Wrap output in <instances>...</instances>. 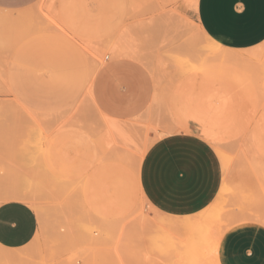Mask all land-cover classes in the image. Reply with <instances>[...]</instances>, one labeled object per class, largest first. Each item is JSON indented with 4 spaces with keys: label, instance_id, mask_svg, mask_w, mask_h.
Here are the masks:
<instances>
[{
    "label": "rangeland",
    "instance_id": "1",
    "mask_svg": "<svg viewBox=\"0 0 264 264\" xmlns=\"http://www.w3.org/2000/svg\"><path fill=\"white\" fill-rule=\"evenodd\" d=\"M195 6L196 0H35L25 5H0V33L5 39L0 37V67L4 68H0V74L4 73L0 77V82L4 81L3 88L0 83V193L30 196L33 192L36 206L30 200H15L27 203L38 221L35 236L26 246H0V254L21 253L20 262L13 264H173L185 247L179 245L186 242L193 246L191 252L206 259L198 263L216 264L217 245L212 246L216 239L211 238L218 240L240 223L264 227V177L249 165L255 148L264 145L253 140L261 134L264 123V42L243 51L215 45L207 48L206 37L200 31L197 34ZM3 28L7 29V39ZM129 39L134 43L126 42ZM113 42L137 50L139 58L114 56L109 50ZM196 47L205 48L200 52L202 57L195 52ZM232 55L239 60H223ZM70 57L75 58L76 74L73 83L60 87L61 68ZM119 58L141 64L154 87L151 103L141 115L117 120L129 135L126 144L117 133L116 137L111 134V121L102 116L91 94L98 68ZM225 65L232 67L229 71L236 68L242 74L234 72L230 77L223 70ZM240 76L244 82L238 80ZM233 79L239 84H233ZM189 83L193 88L187 86ZM201 83L213 93L204 90ZM206 90L213 103L224 93L226 103L231 99L232 104L217 117L212 111L218 122L221 119L213 131L219 136L213 140L201 133L204 127L187 119L188 110L197 106ZM242 116L251 122H244ZM189 129L210 141L221 161L222 184L211 204L214 210L220 207V215L218 208L215 213L218 219L210 213L214 211L211 207L195 217H167L148 208L141 193L138 169L147 148L167 134ZM3 201L0 199V204ZM223 211L228 212L222 216L225 220L221 218ZM188 251L176 258V264L189 263L191 259L186 263V258L194 256L187 257Z\"/></svg>",
    "mask_w": 264,
    "mask_h": 264
},
{
    "label": "crops",
    "instance_id": "2",
    "mask_svg": "<svg viewBox=\"0 0 264 264\" xmlns=\"http://www.w3.org/2000/svg\"><path fill=\"white\" fill-rule=\"evenodd\" d=\"M35 0H0V5ZM196 20L205 34L223 48L250 50L264 42V0H198ZM59 86L73 83L75 58L65 61ZM154 87L148 71L131 59H113L96 71L92 99L108 119L125 121L150 105ZM147 207L167 217H195L206 211L222 184V166L214 146L193 129L167 134L150 144L138 169ZM205 209V210H204ZM202 211V212H203ZM35 211L24 201L0 204V246L19 249L37 231ZM219 264H264V227L251 222L226 230L219 238Z\"/></svg>",
    "mask_w": 264,
    "mask_h": 264
},
{
    "label": "bare ground",
    "instance_id": "3",
    "mask_svg": "<svg viewBox=\"0 0 264 264\" xmlns=\"http://www.w3.org/2000/svg\"><path fill=\"white\" fill-rule=\"evenodd\" d=\"M197 1L198 0H196V5H197ZM195 5V4H194ZM196 7V6H195ZM3 13H4V11H3ZM4 18H6L5 16H3ZM10 17V16H9ZM11 18V17H10ZM13 18V17H12ZM1 19V18H0ZM8 19V18H7ZM17 19H19V18H17ZM29 19V18H28ZM32 19V18H31ZM3 20V19H2ZM14 20V19H13ZM9 21V20H8ZM5 22V21H4ZM6 22H7V20H6ZM5 22V23H6ZM14 22V21H13ZM12 22V23H13ZM16 22V21H15ZM33 22V21H32ZM38 22V21H37ZM50 22V21H49ZM7 23H9V22H7ZM23 23V22H22ZM51 24V23H50ZM186 24V23H185ZM0 25H1V23H0ZM28 25V24H27ZM54 25V24H53ZM52 25V26H53ZM11 26H12V24H11ZM14 26V25H13ZM21 26V25H20ZM29 27V26H28ZM60 27V26H59ZM197 27V26H196ZM30 28V27H29ZM191 29V27H188V29ZM57 29V28H56ZM197 29V28H196ZM5 30H7V29H5ZM5 30H4V28H3V31H4V35L6 34V32H5ZM41 30L43 31V29H42V27H41ZM38 31V30H37ZM66 31V30H65ZM64 31V32H65ZM201 32L205 37H206V39L208 40V45H205L207 48H209V46L210 45H215V46H218V47H220V48H223L220 44H218L217 42H215V41H213L211 38H209L206 34H205V32L201 29V27L198 25V31H197V34H198V32ZM0 32H1V30H0ZM14 32V31H13ZM29 32V31H28ZM20 33V32H19ZM193 34V33H192ZM18 35V34H17ZM16 36V35H15ZM25 36V35H24ZM192 36H194V35H192ZM196 36V35H195ZM0 37H1V33H0ZM5 37H6V35H5ZM14 37V36H13ZM205 37H204V39H205ZM12 38V37H11ZM190 38V37H189ZM1 39L2 40H5V39H3V37H1ZM6 39H7V37H6ZM115 39V38H114ZM191 39V38H190ZM195 39V38H194ZM1 40V41H2ZM17 40V39H16ZM127 40V39H126ZM125 40V41H126ZM129 40H131V41H129ZM128 41H126V42H128V43H134L133 41L134 40H132V39H129ZM10 41V40H9ZM14 41V40H13ZM118 41V40H117ZM120 41H121V39H120ZM119 41V42H120ZM124 41V40H123ZM122 41V42H123ZM124 41V42H125ZM3 42V41H2ZM121 42V43H122ZM4 43V42H3ZM126 44V45H129V44ZM8 44V43H7ZM197 43H195V45H196ZM4 45H5V43H4ZM9 45V44H8ZM11 45V44H10ZM134 45V44H133ZM198 45V44H197ZM130 46V45H129ZM191 46H194L193 44L191 45ZM2 47V46H1ZM14 47V46H13ZM84 47H85V45H84ZM110 48H109V50H110V52H112V54H114V56H118V57H120V56H126V57H133L134 59H136V58H139V54L135 51V50H132L131 48H129V47H125V46H122L120 43H118V42H113V43H111V46H109ZM132 47V46H131ZM194 48H195V46H194ZM194 48H192V49H194ZM201 48H203V47H201ZM133 49H134V47H133ZM136 49H137V46H136ZM190 49V48H189ZM199 49V50H198ZM197 49V47H196V49H195V52L197 51V53L199 54L200 52L201 53H203L204 51V49L203 50H200V48H198ZM254 49V48H253ZM4 52H5V50H3ZM203 51V52H202ZM206 52V51H205ZM201 53H200V57H202L201 56ZM207 54H208V52H207ZM199 56V55H198ZM142 57V56H141ZM204 57V56H203ZM143 58H145V57H143ZM146 59V58H145ZM145 59H143V61L145 60ZM206 59V58H205ZM138 60V59H137ZM139 60H141V59H139ZM223 60H225V61H231V62H234V61H237V60H239V57H237V56H235V55H232V56H228V57H226L225 59H223ZM92 61V60H91ZM95 61V60H94ZM142 61V62H143ZM1 62V61H0ZM96 62V61H95ZM92 64V63H91ZM96 64V63H95ZM97 64H98V66H99V64H100V62L98 63L97 62ZM97 64H96V66H97ZM95 66V67H96ZM92 67H94V63L92 64V66H91V68ZM225 68H226V65L224 66ZM235 66H233V68H234ZM0 68H2V67H0ZM219 68V67H218ZM217 68V69H218ZM228 68H229V70H230V68H231V70H232V67L230 66H228L227 65V68H226V70L225 69H223L226 73H229V75H230V77H232V75L233 74H235L234 72H236V73H238L239 74V71H237V69L236 68H234L235 70H233V72L232 71H229L228 70ZM2 69H4V68H2ZM93 69V68H92ZM213 69V68H212ZM215 69V68H214ZM228 70V71H227ZM3 71V70H2ZM93 71V74H94V69L92 70ZM92 71H91V73H92ZM96 71V70H95ZM0 72H1V70H0ZM224 72V73H225ZM230 72H232V73H230ZM242 71H240V74H242L241 73ZM225 73V74H226ZM4 73H2V74H0V77H1V79L3 78V75ZM217 74H218V72H217ZM232 74V75H231ZM227 75V74H226ZM243 75L246 77V75H245V73H243ZM234 76V75H233ZM204 77H206V76H204ZM215 77V76H214ZM220 77V76H219ZM224 77V76H223ZM229 76H228V78L229 79H232V78H230ZM244 77V79L246 80L247 78H245ZM188 78V77H187ZM209 78H211V75L209 76ZM216 78H218V77H216ZM234 78V77H233ZM190 79V78H189ZM204 78H202V80H203ZM238 79V78H237ZM237 79H233V80H235L234 82H233V84L235 83V82H237L238 84H239V82L241 81V80H243V78H242V76H240V78L238 79V80H240V81H237ZM249 79V78H248ZM191 80V79H190ZM190 80H188V81H190ZM250 80V79H249ZM188 81L187 82H185V83H187L188 84ZM192 81V80H191ZM204 81V80H203ZM202 81V82H203ZM207 81V80H206ZM211 81V80H210ZM214 81H215V79H214ZM213 81V82H214ZM216 81L218 82V80L216 79ZM216 81H215V83H216ZM221 81V80H220ZM246 81H248V80H246ZM245 81V82H246ZM194 83H195V81H193ZM197 82V81H196ZM242 82H244V80L242 81ZM251 82V81H250ZM1 84H2V88H3V83H4V81L3 82H0ZM204 83V82H203ZM203 83H201V85L203 84ZM208 83V82H207ZM219 83V82H218ZM248 83V82H247ZM198 84L200 85V82H198ZM214 84V83H213ZM244 84V83H243ZM250 84V83H249ZM6 85V84H5ZM184 85V84H183ZM194 85V84H193ZM198 85V86H199ZM210 85V84H209ZM218 85V84H217ZM187 86H189V87H192L193 88V86H192V84H191V86H190V83H189V85H187ZM214 86V85H213ZM218 86H220V85H218ZM222 86V85H221ZM232 86V85H231ZM237 86V85H236ZM239 86V85H238ZM7 87V86H6ZM188 87V88H189ZM202 87H203V85H202ZM244 87V86H243ZM182 88V87H181ZM180 88V89H181ZM187 88V87H186ZM185 88V89H186ZM196 88H198V87H196ZM206 88H208V90L210 89V87H206ZM205 87H203V89L205 90L206 89ZM214 88V87H213ZM217 88V87H216ZM235 87H233V89H234ZM6 89V88H5ZM202 89V90H203ZM215 89V88H214ZM213 89V91L215 92V90ZM241 89H243L242 87H241ZM251 89V88H250ZM192 90V89H191ZM208 90H206V91H203V94H205L206 93V96H204L202 99L200 98V97H202V96H198L199 97V99H201L200 101H198L199 103H196L197 104V106L196 105H193V106H195L194 107V109H190V110H188V108H187V110H188V112L189 111H191L189 114L188 113H186V114H188L187 115V119L189 118V119H192V120H194V121H196V123H198L199 125H201L202 126V128L204 127V129L202 130V132L201 133H203V135H205L206 137H207V139L208 138H210V139H212L213 140V137L214 138H218V136H216L215 137V132L213 133V131H215L216 130V127H217V125H218V123L220 122L221 123V119L219 120V122H218V118H216L217 116H218V114H222L223 112H225V111H228L227 109V104L229 103V105H228V107L229 108H231L230 107V105L232 106V104H230V100H228L227 101V103H226V99H228L227 98V95H226V97L224 96V93L222 94V96L220 97L221 99H219L218 100V98H216V100H215V103H213V98H212V100L210 99L211 98V96H209V94H207L208 92ZM230 90V89H229ZM252 91H253V89H251ZM194 92H193V94H195V92L197 93V91H195V89L193 90ZM198 91H200V90H198ZM210 91V90H209ZM217 91V90H216ZM221 91V90H220ZM238 91H240V90H238ZM211 92V91H210ZM209 92V93H210ZM218 92V91H217ZM224 92V91H223ZM232 92V91H231ZM211 93H213V92H211ZM221 93H222V91H221ZM243 93V92H242ZM246 93V92H245ZM245 93H244V95H245ZM201 94V93H200ZM228 94V93H227ZM199 95V94H198ZM214 95V94H213ZM217 95H218V93H217ZM217 95H216V97H217ZM233 95V94H232ZM243 95V96H244ZM251 95V93H249V98L251 97L250 96ZM184 97V96H183ZM192 97V96H191ZM197 97V98H198ZM247 97V96H246ZM253 97V96H252ZM196 98V99H197ZM233 98V97H232ZM248 98V99H249ZM255 98V97H254ZM184 100L183 101H185L186 102V99L185 98H183ZM192 99V98H191ZM195 99V100H196ZM215 99V98H214ZM242 99H244V98H242ZM253 99V98H252ZM12 100V99H11ZM218 100V101H217ZM233 100V99H232ZM197 101V100H196ZM195 101V102H196ZM237 101H238V99H237ZM245 101H247V99L245 100ZM250 101V100H249ZM248 101V102H249ZM15 102V101H14ZM189 104H190V102H188ZM243 103H244V101H243ZM247 103V102H246ZM251 103H253V102H251ZM15 105H16V103H14ZM237 104V103H236ZM250 103H248V105H249ZM246 105V104H245ZM255 105V104H254ZM20 106V105H19ZM226 107V108H225ZM236 107V106H235ZM250 107V106H249ZM19 108V107H18ZM21 108V107H20ZM178 108V107H177ZM186 108H185V111H186ZM224 108L226 109L225 111H224ZM179 109V108H178ZM233 109V108H232ZM231 109V110H232ZM238 109V108H237ZM250 109V108H249ZM23 110H25L26 111V109H23ZM234 110V109H233ZM243 110V109H242ZM241 110V111H242ZM251 110H252V108H251ZM212 111H215L214 112V114H217L216 115V117H215V115L214 114H212ZM218 111H220V113L218 112ZM223 111V112H222ZM239 111V110H238ZM222 112V113H221ZM243 113H244V111H242ZM252 112V111H251ZM229 113V112H228ZM99 114V113H98ZM179 114V113H178ZM184 114V113H183ZM225 114V113H224ZM223 114V115H224ZM100 115V114H99ZM208 115H211L210 117H208ZM212 115H214V117H212ZM230 115V114H229ZM245 115H246V113H245ZM252 115H254V114H252ZM69 116V115H68ZM103 116V115H102ZM226 116H227V114H226ZM244 116V115H243ZM243 116H242V118H243ZM263 116V115H262ZM31 117H33V116H31ZM65 117V116H64ZM67 117V116H66ZM241 117V116H240ZM49 118H50V116H49ZM56 118V117H55ZM67 118H69V117H67ZM104 118V117H103ZM107 118V117H106ZM177 118H179V117H177ZM214 118V119H213ZM261 118V117H260ZM263 118V117H262ZM32 119V118H31ZM39 119V118H38ZM37 119V120H38ZM42 119H43V117H42ZM41 119V120H42ZM244 120V122H245V118H243ZM28 120V119H27ZM40 120V119H39ZM53 120V119H52ZM55 120V119H54ZM70 120V119H69ZM106 120V119H105ZM110 121H111V124L109 125V123H108V128H109V130H110V132H112L111 134H113V132H114V135H115V137L117 136V134L120 136H117L118 137V139H120L121 138V140H123L124 142L123 143H128L129 141H130V139L129 138H127V137H129V135H126V132H125V134H124V129L125 128H123L122 129V127H121V125H119L118 124V121H114V120H111V119H109ZM176 120V119H175ZM182 120V119H181ZM184 120V119H183ZM239 120V119H238ZM248 121H250L251 119H247ZM246 120V121H247ZM46 121V120H45ZM62 121V120H61ZM107 121H108V118H107ZM177 122H176V124H178V120H176ZM185 121V120H184ZM228 121V120H227ZM242 121V120H241ZM104 122V121H103ZM183 122V121H182ZM237 122V121H236ZM251 122V121H250ZM263 122V121H262ZM262 122H261V124H262ZM35 123V122H34ZM40 123V122H39ZM46 123V122H45ZM53 123V122H52ZM57 123V122H56ZM78 123V122H77ZM187 124V121H185L184 122V124ZM243 123V122H242ZM256 123V122H255ZM27 124H31V123H27ZM33 124V123H32ZM38 124V123H37ZM43 124H44V122H43ZM180 124V123H179ZM182 124V123H181ZM183 124V126H185ZM241 124V123H240ZM247 124V123H246ZM258 124V123H257ZM260 124V123H259ZM123 125H125V124H123ZM220 125H222V124H220ZM235 125V124H234ZM34 126H35V124H34ZM100 126V125H99ZM102 126V125H101ZM107 126H105L106 127V129H107ZM224 126V125H223ZM226 126V125H225ZM229 126V125H228ZM242 126V125H241ZM103 127V126H102ZM186 127V126H185ZM184 127V128H185ZM227 127V126H226ZM237 127V126H236ZM56 128V127H55ZM104 128V127H103ZM183 128V129H184ZM221 128V127H220ZM102 129V128H101ZM101 129H99V130H101ZM105 129V128H104ZM186 129H187V127H186ZM233 129V128H232ZM232 129H231V131H232ZM261 129H262V132H264V123H263V126H261ZM261 129H260V132H261ZM98 130V131H99ZM108 130V129H107ZM106 130V131H107ZM108 130V131H109ZM126 130V129H125ZM218 130H220L221 132H222V130L221 129H218ZM228 130V129H227ZM107 131V132H108ZM183 131H185V130H183ZM217 131V130H216ZM228 131H230V129L228 130ZM239 131V130H238ZM254 131V130H253ZM225 132H226V130H225ZM260 132H259V134H260ZM261 132V136L260 135H258V137L256 138V137H254V139H253V135L251 136V139H253L254 141L255 140H258V141H263V143H264V133H262ZM115 133H117V134H115ZM220 133V132H219ZM250 133H252V132H250ZM249 133V134H250ZM97 134V133H96ZM105 134V133H104ZM103 134V135H104ZM100 135V134H99ZM160 135V134H159ZM108 136H109V134H108ZM162 136V135H161ZM256 136H257V134H256ZM106 137H107V135H106ZM39 138V137H38ZM43 138V137H42ZM101 138V137H100ZM110 138V137H109ZM37 139V138H36ZM39 139H41V138H39ZM129 139V140H128ZM98 140V139H97ZM101 140V139H100ZM108 140V139H107ZM120 140V141H121ZM42 141V140H41ZM251 141V140H250ZM249 141V142H250ZM257 141V142H258ZM40 143V142H39ZM110 144V143H109ZM111 144H112V142H111ZM110 144V145H111ZM251 144V143H250ZM99 146H101V145H99ZM252 146V145H251ZM101 148V147H100ZM35 149V148H34ZM255 150H256V154L254 155V156H252V159H250L249 160V163H250V161L252 162V163H250L249 165H250V167L251 166H253V167H251V168H254L255 169V171H257V172H260V173H262V175H263V177H264V145L262 146L261 144H259V146H257L256 148H255ZM252 154H253V151H252ZM38 155V154H37ZM102 156V155H101ZM103 157V156H102ZM37 158V157H36ZM38 162V161H37ZM252 164V165H251ZM42 166V165H41ZM254 171V172H255ZM262 175H261V177H262ZM51 187V186H50ZM55 187V189H58L57 188V186H53V188ZM51 189H52V187H51ZM64 189V188H63ZM60 190V189H59ZM65 190L67 191L68 189H66L65 188ZM72 190V189H71ZM64 191V190H63ZM69 191V190H68ZM53 192V191H52ZM56 192H58L57 190L55 191V193ZM60 192V191H59ZM30 193V192H29ZM61 193H63L62 192V189H61ZM1 195H0V199H2V201L3 202H5V201H8V200H15V199H25V200H27V201H29L30 200V202L32 203V205H34V201H33V197L31 198V195H34L33 194V192H32V194L29 196L28 194H25L24 192H22V193H20V192H12V191H7V192H5V193H0ZM218 197V196H217ZM217 200H219V199H217ZM216 200V201H217ZM219 202V201H218ZM34 206H36V203H35V205ZM38 206V205H37ZM211 207V206H210ZM217 208H218V206H216V210H217ZM220 208V207H219ZM219 208H218V212H219ZM215 208H210V210H214ZM205 210V209H204ZM216 210H214V211H211L210 213H213V216H216L215 215V213L217 214V211ZM203 211V210H202ZM202 211L201 212H199V213H202ZM229 211H231V209L230 210H228V212ZM228 213L227 211H223L222 213H221V218H222V220H225V219H223V215H228V214H225V213ZM261 213V212H260ZM260 213H255V216L257 217V215L259 214L260 215ZM263 213V212H262ZM203 214V213H202ZM207 215L209 214V212H207L206 213ZM234 214V213H233ZM241 214V213H240ZM245 214V213H244ZM247 214V213H246ZM251 215H252V213H250ZM218 215H220V212H219V214ZM217 215V216H218ZM231 215V214H230ZM254 215V214H253ZM258 215V216H259ZM211 216V215H210ZM213 216H211L212 218H216V217H213ZM242 215H240V217H241ZM261 216V215H260ZM228 217V216H227ZM230 217V216H229ZM231 217H233V215L231 216ZM239 217V216H238ZM240 217H239V219H240ZM243 217H244V215H243ZM247 217V216H246ZM219 217H217V219H218ZM226 218V217H225ZM233 218H235V217H233ZM255 218V217H254ZM264 218V217H263ZM241 219H242V217H241ZM246 219V218H245ZM248 220H250V218L248 219ZM253 220V219H252ZM262 220V219H261ZM216 221V220H215ZM245 221V220H244ZM256 221H258V220H256ZM232 222V221H231ZM262 222V221H261ZM233 223V222H232ZM221 227H222V225H220ZM224 226V225H223ZM220 229V228H219ZM218 229V230H219ZM219 231H221V230H219ZM218 232V231H217ZM216 232V233H217ZM216 233L214 234L215 236H216ZM220 235V234H219ZM211 239H216V241L218 242V240H217V238H211ZM216 241H212L213 242V244H212V246L213 245H217V243H216ZM186 242V241H185ZM189 243H191V241L189 240L188 241ZM211 242V241H210ZM219 243V242H218ZM211 243H209V245H210ZM184 245H185V247H184ZM187 245V246H186ZM194 245V244H193ZM215 245V246H216ZM179 246H181V248L182 247H184V248H187V249H184L183 248V252H184V250H186V252L188 251V248L190 249V247L192 248V249H190V251H188L189 253H187L186 254V256L188 257V256H191L192 255V257L194 258V259H196L197 261H195L193 258H190V257H188L189 259L187 260V258H186V263H187V261H189L190 259V261H189V263H187V264H200L201 262H200V259L201 260H203V262L204 261H206V259H202L201 257L199 258L198 256H200V255H198V254H200V253H194V252H191L194 248H193V246H189L188 245V243L186 242L185 244L183 243V245H179ZM189 246V247H188ZM194 246H196V244L194 245ZM210 248V247H209ZM213 248V247H212ZM208 249V248H207ZM211 249V248H210ZM179 250H181V249H177V251H178V253L180 252ZM217 250H218V248H217V246H216V248H215V251H214V257H215V261H216V264H219V261H218V256H217ZM207 252H208V250H206ZM206 251H204V252H206ZM210 251V250H209ZM180 253V255H182V254H184V253ZM196 252V251H195ZM199 252V251H198ZM210 252H213V249H212V251H210ZM210 252H209V254H210ZM193 253H194V255H193ZM191 254V255H190ZM180 255H177V257L175 256V258H174V261H173V264H174V262H175V260H177L176 258H178L179 259V257H180ZM195 255H196V257H195ZM207 256V255H206ZM21 258H22V255H21V253H17V252H4V253H2V254H0V262L3 264V263H5V264H13V263H16V262H20V260H21ZM184 258H185V256H184ZM206 258H209V257H206ZM182 259H183V257H182ZM182 259H180V260H182ZM179 260V261H180ZM184 260V259H183ZM182 260V261H183ZM195 262H194V261ZM208 260V259H207ZM210 261H213L212 260V257L209 259ZM208 260V261H209ZM179 261H177L178 263H180ZM192 262H194V263H192ZM198 262H200V263H198ZM0 263V264H1ZM172 263V262H171ZM18 264V263H17ZM175 264H176V262H175ZM181 264H185V263H182L181 262ZM204 264V263H203Z\"/></svg>",
    "mask_w": 264,
    "mask_h": 264
}]
</instances>
